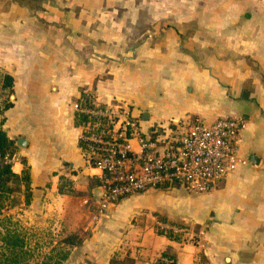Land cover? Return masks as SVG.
Masks as SVG:
<instances>
[{"label": "crops", "instance_id": "1", "mask_svg": "<svg viewBox=\"0 0 264 264\" xmlns=\"http://www.w3.org/2000/svg\"><path fill=\"white\" fill-rule=\"evenodd\" d=\"M50 3L0 10V73L13 79L0 123L12 173L29 175L28 204L20 185L0 218L90 231L67 262L264 264V0ZM96 108L134 120L161 150L191 126L235 118L244 164L203 194L169 184L105 206L102 170L81 144L99 124H75ZM99 120L105 138L119 121ZM130 150L140 153L136 138Z\"/></svg>", "mask_w": 264, "mask_h": 264}, {"label": "built area", "instance_id": "2", "mask_svg": "<svg viewBox=\"0 0 264 264\" xmlns=\"http://www.w3.org/2000/svg\"><path fill=\"white\" fill-rule=\"evenodd\" d=\"M86 114L114 122L119 119L117 128L107 138L91 134L82 139L89 163L102 170L105 206L169 184L180 186L189 194H203L215 189L227 174L244 164L238 158L237 145L243 123L235 118L191 126L174 146L161 150L158 141L139 138L136 122L123 114L113 119L110 111L100 108L87 110ZM134 138L138 140L139 154L130 150Z\"/></svg>", "mask_w": 264, "mask_h": 264}, {"label": "trees", "instance_id": "3", "mask_svg": "<svg viewBox=\"0 0 264 264\" xmlns=\"http://www.w3.org/2000/svg\"><path fill=\"white\" fill-rule=\"evenodd\" d=\"M13 79L12 77L0 73V113L7 111L11 108L12 104L9 101V96L12 94ZM83 100L86 98L82 96ZM87 105V104H85ZM94 125L98 123L97 129L93 130V133L97 135H105L106 121L95 120L82 114L75 116L76 125H84L86 123ZM104 131V133H102ZM82 147L86 149V143L81 142ZM12 150V143L6 138L4 131L2 130V122L0 123V215L2 209V203L5 202L10 196L19 193V186L22 185L24 189V203L28 204L29 199V175L27 169H25L21 176H17L12 173L9 163V155ZM92 167L95 165L91 164ZM64 186L60 185L58 192L60 194H71L70 190H64ZM10 220L0 218V264H26V252L24 251L25 244L21 238L20 232L15 229L7 228L5 223H9ZM171 238V233L166 234ZM78 239V240H77ZM85 240V237L79 238L75 234L67 236L61 243L62 248L67 249L60 250L55 255L46 256L40 264H63L69 255L70 248L81 245ZM65 251V252H64Z\"/></svg>", "mask_w": 264, "mask_h": 264}, {"label": "rangeland", "instance_id": "4", "mask_svg": "<svg viewBox=\"0 0 264 264\" xmlns=\"http://www.w3.org/2000/svg\"><path fill=\"white\" fill-rule=\"evenodd\" d=\"M6 2V3H5ZM6 4V5H3ZM8 4V5H7ZM15 4V5H14ZM42 5L48 6V10L51 8L50 0H0V10H3L6 6L9 9H12L13 6H19L22 10L26 12V14H37L41 11H45V7L42 8ZM4 6V7H3ZM43 9V10H42ZM21 219L14 218L13 221H9V223H5L7 228L15 229L17 232H20L21 238L24 241L26 252V264H40L41 261L46 256L55 255L60 250H67L60 246V243L69 236L65 234L66 232H61L56 230H49V225L47 224H38L35 225L33 222L32 227H24L22 225L23 217ZM48 226V227H47ZM88 232H79L76 233L75 236L79 235V238L85 237V239L90 235ZM67 235V236H66ZM78 240V239H77ZM64 251V252H65ZM76 256L75 262H67L65 261L63 264H88V263H77L78 256L77 253H74ZM79 259H81L79 257Z\"/></svg>", "mask_w": 264, "mask_h": 264}, {"label": "water", "instance_id": "5", "mask_svg": "<svg viewBox=\"0 0 264 264\" xmlns=\"http://www.w3.org/2000/svg\"><path fill=\"white\" fill-rule=\"evenodd\" d=\"M11 99H12V97H11ZM18 144H21V141H19ZM252 160H253V158L250 159L251 162H252Z\"/></svg>", "mask_w": 264, "mask_h": 264}]
</instances>
